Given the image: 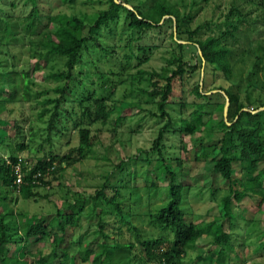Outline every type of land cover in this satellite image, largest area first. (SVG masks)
Here are the masks:
<instances>
[{
	"label": "trees",
	"instance_id": "1",
	"mask_svg": "<svg viewBox=\"0 0 264 264\" xmlns=\"http://www.w3.org/2000/svg\"><path fill=\"white\" fill-rule=\"evenodd\" d=\"M77 1L23 0L27 12L13 21L12 15H2L0 8V46L15 58L13 49L18 44L11 42L15 41L30 51L31 59L44 62L37 67L43 71L44 85L37 89L41 84L32 77L28 65L9 66L0 57V125L6 124L1 116L11 113L9 106L27 103L31 108L28 135L18 119L12 126L14 139L0 128V145L5 144L9 152L5 158L0 155V264H21L26 252L21 255L19 248L31 239L49 237L50 227L66 233L68 224L78 226L81 232L73 245L82 264H194L185 258L203 236L213 246L209 261L229 264L238 259L233 207L245 197H258L264 204V102L259 107L251 103L253 89L264 91V45L249 39V30L256 23L249 18L252 10L244 13L232 5L222 21L213 22L204 15L203 21L196 23L211 0H87L99 5L94 13L78 11ZM9 4L15 6L14 1ZM253 5L264 9L263 2ZM168 23L177 48L197 50L201 76L187 88V75L198 67L183 53L172 51L159 71L141 69L147 49L139 41L147 31ZM242 24L248 29L241 28ZM117 28L120 35L126 34L119 39L126 43L123 54L105 43ZM241 38L247 48L238 54L235 49L240 47ZM246 54L252 57V65L246 72L245 101H241L229 82L235 59ZM208 76L228 81V85L208 88ZM134 80L145 85L134 87ZM128 81L130 95L138 92L145 96L151 104L147 115L162 120V124L149 149H139L116 164L110 157L112 145L105 146L101 156L96 147L102 144L103 132L119 140L118 127L125 115L117 108L114 95L118 86ZM132 105L140 103L129 101L127 108ZM250 105L254 108L249 109ZM217 111L222 114L219 119ZM214 129L219 140L202 146L195 159L212 161L215 174L228 185L218 203L222 214L210 221L187 222L193 210L187 204L191 188L180 177L188 152L184 139L197 133L208 135ZM169 146L177 151L167 152ZM17 152H27L28 157H17ZM88 154L109 168L100 174L101 182L90 192L77 194L73 204L64 203V209L55 206L50 227L41 215L13 211L11 205L20 202V197L38 200V189L58 181ZM138 172L144 174L143 186L138 183ZM133 174L136 177L131 179ZM163 175L167 181L160 185ZM208 192L215 198L216 190ZM143 198L148 204L159 198L161 206L139 214L135 206L144 204ZM136 218H146L158 236L144 238L133 222ZM92 225L96 236L86 241ZM125 229L126 235L133 237L130 242L122 241ZM63 240L54 232L52 249L33 255L34 264H75V255L68 247H61ZM11 247L17 249L16 254H10Z\"/></svg>",
	"mask_w": 264,
	"mask_h": 264
},
{
	"label": "rangeland",
	"instance_id": "2",
	"mask_svg": "<svg viewBox=\"0 0 264 264\" xmlns=\"http://www.w3.org/2000/svg\"><path fill=\"white\" fill-rule=\"evenodd\" d=\"M14 1L15 6H11L9 3ZM264 3V0H211L208 8L203 11L196 19V23L203 21L204 15L206 19H212L213 22L222 21L225 18L227 11L233 6H236L239 10L243 12H248L252 10L250 19H256L254 29L249 30V39L252 43L256 44L257 41L261 42L264 45V9L259 7L258 3ZM256 4L258 6H255ZM99 7L97 3H89L87 0H78L76 2V8L78 11H84L86 13H94ZM0 8H2L1 14L7 16L11 14L10 18L13 21L15 18H21L26 12L24 7L23 0H0ZM260 15V16H259ZM258 16V17H257ZM233 17V16H232ZM243 29H248L246 24L240 26ZM171 28L170 24H166L162 27H157L155 29L147 31L143 38L139 41V45H142L147 49L146 53L143 54V57H146V62L141 66V69L145 70H160L167 64V59L170 58L172 51L180 54L183 53L185 59L190 61L191 64H194L198 67L194 74L187 75V83L185 88L189 85H193L201 76V70L199 69L200 62L196 57L197 50L196 48L185 47L183 49L177 48L170 38ZM0 34H2L0 27ZM126 34H119V28L115 29V34L111 37H106L105 43L109 47H114L117 53L123 54L125 49V40H119L120 37L124 38ZM16 45L13 49L15 58L13 57L12 52H8L5 46H0V57L5 61V64L9 66L14 63L17 68H22L28 65L29 70L32 71V77L39 83L41 86H38L37 89H41L44 85V75L43 71L38 70V65H43V61H38L36 58L30 56V51L26 50L24 46L15 41H11ZM138 43V42H137ZM240 47L236 50V53H241L240 50H245L247 48V43L243 38L239 40ZM252 57L245 56L239 59H235L234 65L232 67L233 76L229 82V85H232V91L239 96V100L245 101L244 88L246 86L245 78L247 69L251 67ZM131 70V67L128 68ZM134 72V70H131ZM228 85V81L224 82L217 79H214L211 76L207 77V85L210 88L212 85ZM145 83L139 80L133 81L134 87H143ZM130 82L120 84L117 88V91L114 95V100H117V108L122 109L125 115V120L118 127L119 140L114 141L107 132H103L101 136L102 144L96 147L99 156L105 151L104 147L107 145H112V150L110 153L111 160L113 163H118L120 158H126L128 156H133L138 153L139 149H149L152 145V141L156 136L157 129L162 124V120L155 119L147 115V109L151 107V104L147 102L145 96L140 95L138 92H135L133 96L130 95ZM128 100V102L123 100ZM121 100V101H120ZM129 101L139 102L140 105H132L128 107ZM251 103H254V107H259L261 102H264V91L260 88H255L251 93ZM252 105L248 106L249 109L254 108ZM8 109H12L11 113L3 112L1 119L5 120V125H0V128L14 139V134L12 130L14 120H19L20 125L23 126L24 133L28 132L27 118L31 115V108L29 104H15L14 106H9ZM217 118H221V113H215ZM226 116V113L223 114ZM220 134L217 132V129H214L210 134H200L197 133L193 137H187L183 141L186 143L188 152L185 154V159L183 160L184 166L181 169V179L185 184L189 185L191 192L187 197V204L193 210V215H188L187 222H202L210 221L215 216L222 214V209L219 207V199L225 194L228 189L226 181H224L218 174H215L213 168V162L200 158L196 160L198 154L202 153V146H208L213 143H216L219 140ZM179 145V140H175ZM181 145V144H180ZM65 149V147H64ZM177 151L173 147L169 146L167 152ZM9 154L8 148L4 145H0V155L3 158L7 157ZM17 157L27 158V152H17L15 154ZM85 158L81 162H77L71 168H68L66 172L59 177V180L46 186H42L38 189L40 197L38 200H28L24 201L20 197V202L12 204L13 211L26 212L30 215H41L45 223L49 224L54 214H50L54 211L55 206L61 207L64 209L66 203H74L75 196L77 194L88 193L93 189V186L101 182L100 174L105 169H108V166H104L102 161L96 160L91 155H85ZM140 169V166L137 167ZM143 170V169H141ZM179 170V169H178ZM176 171V170H175ZM143 172V171H142ZM142 172H138V183L143 186V176ZM142 173V174H141ZM136 174H133L131 179H134ZM142 177V178H140ZM167 177L161 176L159 179V184L163 185L166 183ZM50 181V178H49ZM131 184H134V181H131ZM60 185V186H58ZM216 190L215 198H212L209 189ZM144 204L135 206V209L139 214L145 213L147 208L156 209L161 206L162 201L159 198H156L152 201V204H148L146 198L142 199ZM130 202V201H129ZM127 201V203H129ZM261 201L258 197H245L239 204H235L233 207L234 215V225L232 231L236 237V254L238 259L232 260L229 264H264V245L261 243L264 242V236L261 235L264 232V204L261 205ZM65 203V204H64ZM126 203V204H127ZM62 212H67L63 210ZM1 210V209H0ZM198 216V217H197ZM146 218L140 219L136 218L133 220L136 226L140 228V234L144 238H148L151 235L157 237L158 232L152 228L149 224L146 223ZM81 225L83 224L86 227V221H80ZM225 229L229 228V223L224 222ZM86 228H83V230ZM82 230V231H83ZM95 226L92 225L90 231H87L85 235V240L89 241L96 236ZM57 232L58 235H62L64 240L61 244V247H68L71 254L75 255L76 263L82 264L78 257L77 247L73 245L78 242L79 234L81 233L78 226L69 225L67 226L66 233L61 232L60 229L49 228V237L40 238L38 241L31 239L28 245H23L18 249V252L22 255L23 252H26L20 263L21 264H34L33 255L38 252L48 253L52 247V234ZM127 231L124 230V242L132 241L133 237H128L126 235ZM133 233V232H132ZM164 234V232L162 233ZM169 237L171 235H168ZM114 235H111V238ZM85 241V242H86ZM134 241V240H133ZM208 238L203 236L197 242L196 248L188 252L187 257L185 258L189 262H194V264H216L215 262L209 261L210 252L213 251V246L208 242ZM135 242V241H134ZM135 252L139 253V245L135 242ZM92 249H96L97 246L91 245ZM15 247H11L10 254L17 253ZM58 252L61 251L57 249ZM235 253H232V256L235 257ZM200 256L203 260H197L196 257ZM88 264V263H86Z\"/></svg>",
	"mask_w": 264,
	"mask_h": 264
},
{
	"label": "water",
	"instance_id": "3",
	"mask_svg": "<svg viewBox=\"0 0 264 264\" xmlns=\"http://www.w3.org/2000/svg\"><path fill=\"white\" fill-rule=\"evenodd\" d=\"M227 106H228V101H226V105H225V108H224V113H226Z\"/></svg>",
	"mask_w": 264,
	"mask_h": 264
},
{
	"label": "built area",
	"instance_id": "4",
	"mask_svg": "<svg viewBox=\"0 0 264 264\" xmlns=\"http://www.w3.org/2000/svg\"><path fill=\"white\" fill-rule=\"evenodd\" d=\"M19 177H20V176H19ZM19 177H18V179H17L18 181H20V180H19Z\"/></svg>",
	"mask_w": 264,
	"mask_h": 264
}]
</instances>
